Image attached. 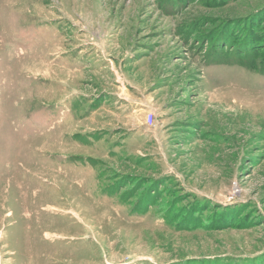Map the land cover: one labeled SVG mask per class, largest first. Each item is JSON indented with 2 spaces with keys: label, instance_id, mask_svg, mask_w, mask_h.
I'll return each instance as SVG.
<instances>
[{
  "label": "rangeland",
  "instance_id": "1",
  "mask_svg": "<svg viewBox=\"0 0 264 264\" xmlns=\"http://www.w3.org/2000/svg\"><path fill=\"white\" fill-rule=\"evenodd\" d=\"M0 176V264H264V0H0Z\"/></svg>",
  "mask_w": 264,
  "mask_h": 264
},
{
  "label": "built area",
  "instance_id": "2",
  "mask_svg": "<svg viewBox=\"0 0 264 264\" xmlns=\"http://www.w3.org/2000/svg\"><path fill=\"white\" fill-rule=\"evenodd\" d=\"M147 120H148L149 124L152 123L153 115H152L151 113L148 114V116H147Z\"/></svg>",
  "mask_w": 264,
  "mask_h": 264
},
{
  "label": "bare ground",
  "instance_id": "3",
  "mask_svg": "<svg viewBox=\"0 0 264 264\" xmlns=\"http://www.w3.org/2000/svg\"><path fill=\"white\" fill-rule=\"evenodd\" d=\"M8 172H9V171H8ZM0 177H1V176H0ZM1 181H2V180H1ZM25 184H26V182H25ZM26 185H27V184H26ZM26 185H25V186H26ZM1 188H2V187H1ZM26 188H27V187H26ZM28 188H29V187H28ZM5 189H6V188H5ZM0 191H1V189H0ZM1 196H2V195H1ZM3 197H4V196H3ZM3 200H4V199H3Z\"/></svg>",
  "mask_w": 264,
  "mask_h": 264
}]
</instances>
